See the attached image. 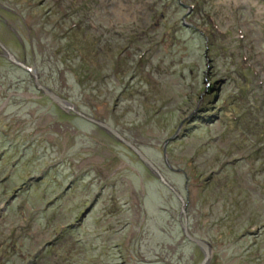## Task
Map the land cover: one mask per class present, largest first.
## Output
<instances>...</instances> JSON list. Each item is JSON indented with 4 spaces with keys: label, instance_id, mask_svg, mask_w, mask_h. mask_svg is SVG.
<instances>
[{
    "label": "rangeland",
    "instance_id": "374dc122",
    "mask_svg": "<svg viewBox=\"0 0 264 264\" xmlns=\"http://www.w3.org/2000/svg\"><path fill=\"white\" fill-rule=\"evenodd\" d=\"M0 55V264H264V0H0Z\"/></svg>",
    "mask_w": 264,
    "mask_h": 264
},
{
    "label": "water",
    "instance_id": "95a60500",
    "mask_svg": "<svg viewBox=\"0 0 264 264\" xmlns=\"http://www.w3.org/2000/svg\"><path fill=\"white\" fill-rule=\"evenodd\" d=\"M8 58L10 60H12L13 63H16L20 66L23 67V69L26 71H34L33 67H28L27 65H23L21 62H18L15 58H13V56L8 53ZM36 85L38 86L39 89L45 91V93L47 95H50V97H52V99L56 102V104L59 106H62L63 108L70 110L71 106L69 103H67L66 100L61 99L57 96H55L54 94H51L49 91H47L45 89L44 86H41L40 84H38V81L36 82ZM76 113H78V111H76ZM79 116H83L84 118L88 119L90 122H93V120L89 119L88 116H85L83 114L78 113ZM98 126H100L102 129H106L107 131L110 132V134L112 136H116V138L122 142V144L128 146V148L133 152V154L135 156H138L139 160L144 164V166H146L153 174H155L156 176H158V180H160L163 184H165L168 189L172 190L176 196H178V199L180 200V202H183L182 200V196H180L179 194H177V191L173 188L174 186H172L170 183H168L166 181V179L164 178V176L161 175V173L156 169V166H154V164L148 159L146 158V155H144L137 147H135L134 145H132L129 141H127L126 139H122V135H120L116 130H112L109 126L105 125V124H101L99 122H96ZM184 203V202H183ZM185 234L187 235L188 238L191 239V242H195L197 245H199L201 248H203L204 250V261L201 264H206V262L209 260V248H207V245L203 242H201L200 239H196V238H191L186 230H185Z\"/></svg>",
    "mask_w": 264,
    "mask_h": 264
},
{
    "label": "flooded vegetation",
    "instance_id": "af4514ba",
    "mask_svg": "<svg viewBox=\"0 0 264 264\" xmlns=\"http://www.w3.org/2000/svg\"><path fill=\"white\" fill-rule=\"evenodd\" d=\"M4 49H5V47H3V50L1 49V50L3 51V53L5 52V53L8 54L9 51H8L7 49H5V50H4ZM3 53H2V54H3ZM0 57H1V58H4V56H1V55H0ZM10 62H11L13 65L16 64V63H13L12 60H11ZM16 65L23 69L22 66H20V65H18V64H16ZM23 70H24V69H23ZM26 71H27V70H26ZM28 72H29V74H31V75L34 77V83H36L37 81L39 82V78H38L39 75H37V72H35V71H28Z\"/></svg>",
    "mask_w": 264,
    "mask_h": 264
}]
</instances>
